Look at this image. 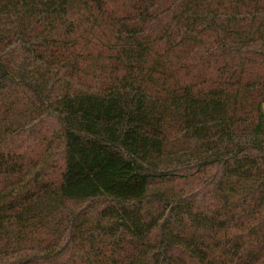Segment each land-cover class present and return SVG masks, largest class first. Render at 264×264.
<instances>
[{"label": "trees", "instance_id": "trees-1", "mask_svg": "<svg viewBox=\"0 0 264 264\" xmlns=\"http://www.w3.org/2000/svg\"><path fill=\"white\" fill-rule=\"evenodd\" d=\"M0 264H264V0H0Z\"/></svg>", "mask_w": 264, "mask_h": 264}, {"label": "rangeland", "instance_id": "rangeland-1", "mask_svg": "<svg viewBox=\"0 0 264 264\" xmlns=\"http://www.w3.org/2000/svg\"><path fill=\"white\" fill-rule=\"evenodd\" d=\"M98 207H100V203L95 205V208H98ZM127 225L132 230V232L134 234L138 235V229H139V225H140L139 222L129 221Z\"/></svg>", "mask_w": 264, "mask_h": 264}]
</instances>
